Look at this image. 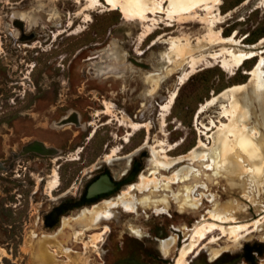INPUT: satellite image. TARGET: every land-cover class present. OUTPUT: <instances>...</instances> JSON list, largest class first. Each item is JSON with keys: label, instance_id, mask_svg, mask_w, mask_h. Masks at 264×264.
I'll return each instance as SVG.
<instances>
[{"label": "rangeland", "instance_id": "obj_1", "mask_svg": "<svg viewBox=\"0 0 264 264\" xmlns=\"http://www.w3.org/2000/svg\"><path fill=\"white\" fill-rule=\"evenodd\" d=\"M243 2L223 0L219 10L223 14L232 12L218 25L224 35L236 31L237 38L246 36L242 45H236L238 48L263 49L264 55V40L256 44L264 37V0ZM86 3L0 0V264H170L176 261L181 246L189 242L192 228L203 220H213L209 211L214 217L235 216L239 222H250L264 210V176L256 187L251 172L241 175L222 168L219 171L215 163L207 168L210 158L194 163L180 159L168 166L166 159L150 149V144L161 139L170 158L186 156L197 144L199 130H204L195 120L199 105L228 86L246 82V70L257 57L233 69V74L218 60L206 58L198 65L199 70L179 85V76L188 70L189 57L199 53L193 44L196 36L207 31L203 23L177 20L166 25V20H161L142 40L143 22L127 20L119 10L96 5L99 8L88 12L91 20L83 21L84 16L78 12ZM170 35L175 37L165 40ZM75 86H80V92ZM88 89H96L88 94L94 96L92 100H107L108 118H118L114 124L117 129L110 123L109 130L124 136L113 142L117 151L106 158V173L118 186L105 198L120 193L123 197L148 196L154 200L148 206H139L137 212L125 210L118 198L89 201L99 188L93 182L86 190L88 183L79 182V169L84 165L77 164L79 159L56 161L55 168L62 162L55 169L59 179L53 176L55 180H51L47 176L51 166L48 156L20 154L23 144L36 139L69 150L70 133L79 128L60 124L75 114L69 113L57 125L51 121L68 107L82 111L86 104H92L84 95ZM174 89L176 95L164 111L162 125L160 106ZM252 90L251 86L238 89L235 97L248 116V126L261 131L258 141L264 155V112ZM51 91L58 95L51 97ZM75 93L79 96H72ZM66 101L71 103L60 106L57 112L49 105ZM219 107L217 104L202 112L199 122L227 121ZM213 132L215 127L208 134ZM108 135L97 132L86 144L88 160L94 158L91 149ZM206 136L202 138L210 146L212 141ZM79 138L78 145H85ZM135 147L138 150L131 156L129 151ZM36 148L45 150L41 144ZM175 172H179L181 181L168 187L164 179ZM153 175L157 176L155 186H161L141 192L152 184L150 178L141 176ZM58 181L57 187H49ZM138 181H142L139 189L135 186ZM168 201V212L158 213L156 208ZM194 205L196 209L190 208ZM105 208L110 210L108 219L90 218L94 211ZM225 208L232 213L222 214ZM102 224L107 229L104 234ZM98 234H102L100 241L94 239ZM169 236V249L164 251L162 241ZM92 240L97 246L90 245ZM194 252L189 253L188 262ZM190 264H264V228L239 241L223 237L210 243Z\"/></svg>", "mask_w": 264, "mask_h": 264}, {"label": "bare ground", "instance_id": "obj_2", "mask_svg": "<svg viewBox=\"0 0 264 264\" xmlns=\"http://www.w3.org/2000/svg\"><path fill=\"white\" fill-rule=\"evenodd\" d=\"M167 1H169L168 6L165 5ZM248 1L249 0H244L243 3L245 4ZM222 2L223 0H87V3L83 5L78 13L82 14L84 16L83 21L87 22L91 20V16L88 12L99 8L96 7V5H100V7L104 8L106 7L107 10H119L125 19L143 22L142 40L147 38V36L154 31L157 27L156 24L160 23L161 20H166V25H172V22L177 20L182 22L198 20L203 23L202 25L207 28V31L200 36H196L193 44L194 47L198 49L199 53L198 55L194 54L190 57L188 56V70L179 76V85L197 72L199 70L198 65L206 58L218 60L221 67L229 69L233 74V69H237L246 60L256 56L257 58L253 65L246 70V73L249 75L246 82L228 86L222 91L214 93L210 98H207L205 102L199 105L195 120L198 126L204 130H199L197 144L188 151L186 156L173 159L170 158L168 155V148L165 147V142L161 139H157L153 144H150V149L152 153L160 154L161 157L166 159L165 165L168 166H171V164L180 159H188L191 163H194L210 158V163L205 165L207 168H213L214 166L212 164L215 163L219 171L222 168L225 171L241 175L251 172L256 187H259L261 185L260 181L264 176V155L261 152L262 148L259 143L261 131L256 127L248 126L245 118L247 117L248 119V116L243 113L244 111L235 97V92L243 87L251 86L253 89V97L261 102L264 112L263 49L238 48L236 45H242L246 36L237 38L236 31L229 35H224L222 33V27H220L218 23L221 21L222 17L232 12V10H229L223 14L218 7ZM71 22L70 20V23ZM186 36H182V38H186ZM161 37L162 36H159L158 38ZM173 37L175 36L170 35L165 40ZM263 40L264 37H261L256 44L261 43ZM153 43L155 44L156 41ZM186 44L190 45L188 41ZM188 49H190V46L187 47V50ZM176 91L177 89H174L170 94V99L160 106L162 125L165 124L163 119L164 111L174 99ZM224 97L226 101H222ZM217 104L220 105L219 113L221 116H224L227 121L210 119L209 124L199 122L200 114ZM138 125L148 126L147 123H138ZM213 127H215V132L208 134V131L212 130ZM204 134L207 135V138L211 139L212 144L210 146L202 138ZM116 151V147L112 148L111 152L107 153L105 157L110 158ZM190 170L191 167L187 169L188 172ZM193 170L196 169L194 168ZM178 173L179 172L173 173L171 182L179 180ZM154 180L155 177L150 178V181ZM247 198L252 200L251 195ZM222 212V214L228 212L232 213L228 208L222 209ZM208 213L213 220H203L192 228L188 240L189 242L181 246L182 248L179 250L180 252L176 258L175 264H188L187 257L189 253L195 251L194 253L198 254L203 247L210 243H215L223 237L231 241H239L251 232L264 228L262 226L264 224V210L263 213H260L257 218L250 222H239L235 216L221 218L218 215L214 217L210 214V211ZM100 236L101 234L95 235L94 239L99 240Z\"/></svg>", "mask_w": 264, "mask_h": 264}, {"label": "flooded vegetation", "instance_id": "obj_3", "mask_svg": "<svg viewBox=\"0 0 264 264\" xmlns=\"http://www.w3.org/2000/svg\"><path fill=\"white\" fill-rule=\"evenodd\" d=\"M55 38V37H54ZM54 38L51 39V41L54 40ZM41 45H38V47ZM57 47V46H56ZM41 50H46V48H41ZM39 53V52H38ZM89 86V85H87ZM77 92H80V86H75ZM53 90V89H52ZM96 89H88L87 93H84L85 96H87L89 98V102H91L92 104H86L85 107L82 109V111L80 110H76L74 108L68 107L66 109H64V114L58 115V117H56L55 119H52L51 123L57 125L59 124V122L61 120H64L66 118L69 117V113H74L75 115H73V118L71 120L68 121H63L62 125L65 124H72L71 127L73 128H79L78 130H74L72 131V133H70V137L68 138V142H69V150H65V149H61L58 148L56 146H54L53 144H47L44 141H40V140H33L30 142H27L26 144H23L20 150V154H26L29 152H37L38 154L41 155H45L48 156V160L49 163L51 164L50 168L48 169V174L47 176L51 177V180H55V178L59 179V175L57 173V170H55L56 168L59 167L60 164H62V162L64 161H77V164H84L82 166V168L79 169V176H77L79 182H84L85 184L88 183L86 185V190H89V187L91 186V184L93 182L94 185H98L96 188L98 189V192H94V194L92 196H90L89 201L94 200L96 198H99L98 202H102V201H110L109 199H119L118 200V204H120L125 210H127L130 213L133 212H137V208H139V206H148L151 203H154V200H152L151 198H149L148 196H143L141 198H137L134 195H132L131 197H123V195H121L120 193L117 194V196L115 197H111L105 198V197H109L108 195L110 193H112L115 188L118 186L116 182H113L112 178H110L108 176V172L107 171V162H106V157L105 155L109 152H111L112 148H114L113 142H116V139H123L124 136H122L121 134H118L117 131L115 130H109L110 125H114L116 124V120H118L117 117H110L108 118L109 113L106 112V108H107V100L105 99H100L97 98V101L92 100L93 99V95L90 96L88 94H91L92 91H95ZM51 97H54L56 95H58V93L51 91L49 94ZM60 95V94H59ZM72 96L78 97L79 94L75 93ZM101 96H104L103 94H101ZM57 103V102H56ZM71 102L70 101H66V103L60 104L59 106H53L52 104H49L52 106V108H54V112L59 111V107L63 106V105H69ZM114 103V102H113ZM50 107V106H49ZM96 107H99L98 109ZM50 108V110L52 109ZM92 109V110H90ZM106 112V113H105ZM67 113V114H66ZM114 120V121H112ZM98 121V122H97ZM112 123V124H110ZM118 123V121H117ZM119 125L121 123H118ZM128 126V125H127ZM113 128L117 129V126L114 125ZM128 128H130L128 126ZM85 131V133H83ZM97 132H100L101 134H104L105 132H107L109 135L107 138H105L102 142H100V145L96 148H92V154L94 156L93 160H88L87 159V154L89 153L87 150L84 151V149L86 148V144L90 143V140L97 134ZM128 131H125V134ZM133 134V132H132ZM131 134V135H132ZM31 137V136H30ZM29 137V138H30ZM75 137H78V139H74ZM83 138V143L85 145H78L80 138ZM37 144H41L45 150H39L38 148H36ZM111 145V146H110ZM122 145V144H121ZM117 148V147H116ZM138 150V147L132 148L129 152V154H131V156L134 154V152ZM108 151V152H107ZM82 152H84L82 155H80ZM126 154V155H129ZM84 159L81 160V158ZM121 155L118 158H122ZM105 157V158H104ZM59 159H63L62 162L60 164L56 165V168L54 167V164L56 161H58ZM86 163V164H85ZM168 169H170V167H166ZM55 171V172H54ZM55 176V178L53 177ZM171 176H166L164 179V183L168 185V187L170 186L171 183H179L181 181V177L179 179V181L176 182H171L170 178ZM53 177V178H52ZM152 177H157L155 175H153ZM149 176H141V179H147L149 180V178H152ZM158 180H161V178H159ZM47 182V180H46ZM97 182V183H96ZM152 184L151 186H149L146 189H142L140 190L141 192H144L145 190L151 189L152 186H154V188L158 189L161 185H159V187L155 186V180L154 181H150ZM116 183V184H115ZM142 183V181H138V183H132L131 186L135 185L137 186V188L139 189V184ZM59 184V181L57 182V184L55 186H50L49 187L51 189H54L55 187H57ZM122 190H120L121 192ZM176 202H178V200L176 199ZM169 203V201L167 203H164V206L160 207V208H156V210L158 211V213H166L168 212V209L166 207V205ZM111 204L116 205V202H111ZM195 207H190L192 209H196V205H194ZM110 216V210L108 208H105L103 211H94L93 214L91 215L90 218H93L95 220L99 219V221H101L102 219H108ZM106 225H100V227H102V231L101 233H105L106 232ZM105 229V230H104ZM173 229H176L173 227ZM105 232H104V231ZM171 236H169L167 239H164L162 241V249L164 251H167L169 249V238ZM102 239V234L100 236V239L97 241H100ZM242 240V239H241ZM90 245H96V243L94 241H92V243H90ZM200 254V251L198 254H194L193 258L197 257ZM196 255V256H195ZM219 255V253L216 255V257ZM193 258H191L188 262V264H190V262L193 260ZM170 264H175V262L170 263Z\"/></svg>", "mask_w": 264, "mask_h": 264}]
</instances>
